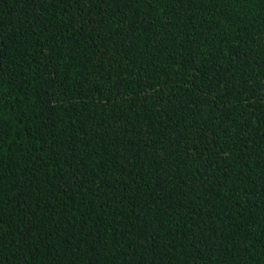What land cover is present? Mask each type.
Segmentation results:
<instances>
[{"label": "trees", "instance_id": "1", "mask_svg": "<svg viewBox=\"0 0 264 264\" xmlns=\"http://www.w3.org/2000/svg\"><path fill=\"white\" fill-rule=\"evenodd\" d=\"M0 264H264V0H0Z\"/></svg>", "mask_w": 264, "mask_h": 264}]
</instances>
